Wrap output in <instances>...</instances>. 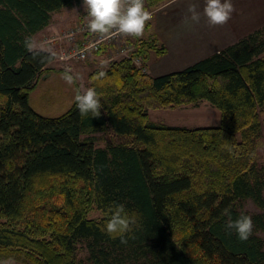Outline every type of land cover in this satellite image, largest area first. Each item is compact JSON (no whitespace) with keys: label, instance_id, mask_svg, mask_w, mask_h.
I'll return each mask as SVG.
<instances>
[{"label":"trees","instance_id":"obj_1","mask_svg":"<svg viewBox=\"0 0 264 264\" xmlns=\"http://www.w3.org/2000/svg\"><path fill=\"white\" fill-rule=\"evenodd\" d=\"M162 1L143 0L144 8ZM81 2L0 0V261L264 264V240L255 235L264 233V216L238 209L250 200L264 211V168L255 161L264 128V25L158 76L143 71L144 61L149 53L161 56L164 47L151 36L131 37L127 57L87 75V89L96 90L102 106L99 117L82 116L74 98L65 112L44 117L28 96L53 55L29 51L24 41L46 27L52 13ZM101 71L106 76L94 79ZM201 101L217 110L216 126L148 120L149 110ZM107 130L131 142L94 146L93 135ZM117 204L135 220L126 244L104 231ZM91 207L99 219L87 218ZM225 210L233 220L251 217L247 241L226 229Z\"/></svg>","mask_w":264,"mask_h":264},{"label":"rangeland","instance_id":"obj_2","mask_svg":"<svg viewBox=\"0 0 264 264\" xmlns=\"http://www.w3.org/2000/svg\"><path fill=\"white\" fill-rule=\"evenodd\" d=\"M168 1L170 0L158 2L153 6H147L146 10L152 14V17H154V15L158 14L159 12L167 13L169 10H172L177 6L169 5L171 7L163 8L162 6H164ZM202 2H204V0H198L191 4H195L198 7L199 4ZM185 9V11H187L188 6H186ZM59 12L60 13L58 15L56 14L53 16L55 17L52 21L54 28L52 30L44 31L43 33L39 34V37L38 35L36 37L37 39L42 41V47H44L45 50L50 52L52 55L54 54L53 61L49 65H47L49 66V69H46L43 78L38 80L37 85L28 96V103L31 109H33L36 113L44 117H56L61 113L65 112L72 104L75 89H79L81 93L87 90L88 73L94 68H105L108 64L105 62L106 57L103 53L99 54L97 60H92L91 57L87 58L84 61H74L68 59L62 61L58 59L59 52L57 51L58 45L57 40L55 38H58L60 33H62L65 29L69 28L73 23L78 21L89 22L90 20V17L88 16L87 7L83 5V0L78 6L64 8ZM52 15L53 14H51L50 16ZM150 21H148V23ZM262 21L264 22V16ZM248 23L251 24L250 22ZM194 24H197V26L194 27ZM227 24L229 25V22H227ZM212 27L215 26H211V28ZM216 28L218 30L220 27L216 26ZM205 29L206 25L201 22V18L199 23H192L191 21L186 22V20L183 19L182 23L178 24V30H181V32L179 33L180 38L177 42H180L178 47L174 44V47L176 49L173 55L179 54L181 52L182 53L177 57L172 56V50L169 56H156L153 53H149L146 60L144 61L143 71H147V73L151 76H157L169 73L170 71H173L178 67H182L174 65L176 63L175 59L183 56L188 51H190V44H185L184 46V41L187 42L193 39L199 46L200 44L202 45V43L208 39L207 37H211L217 46L223 44V42H221L222 35L220 34H213L215 35L213 39V36H209L210 34L198 33V31H202ZM247 29H249V25H247ZM148 35L159 42L163 39V37L167 39L170 38L169 36H171L168 35L166 30L159 29V27L154 28V26L152 25L148 30H144V35L141 38L149 37ZM229 39L230 38L227 37V42L230 41ZM39 40H37L36 42H39ZM90 61L94 63L91 64ZM66 74L72 75L75 78V83H73L72 85L67 84L63 79ZM147 115L148 120L151 122L164 124L166 126H179L186 128L214 127L219 122V115L217 110L211 107L205 101L198 102L195 105L189 104L183 107H177L173 109L149 110ZM259 120L263 125L264 113H259ZM93 142L94 146L102 148L107 145H114L123 142L130 143L131 139L115 136L107 130L103 133L94 134ZM255 154V161L257 166L264 168L263 127L261 129L259 137L255 141ZM194 186L199 187V184L197 182H194ZM262 195L264 197V191L262 192ZM45 206L51 207V204H46ZM238 209L241 212L247 213L248 215L261 213L264 216V211L259 210L250 200H243L239 202ZM25 213H28L27 208L25 209ZM100 217V212L97 211L94 207H91L90 211L87 213L88 219L96 220ZM255 235L264 240V233L256 232ZM76 254L78 258L84 256V250L81 244L77 245ZM5 261L8 260H2L0 261V264H4ZM15 264L24 263L15 262Z\"/></svg>","mask_w":264,"mask_h":264},{"label":"clouds","instance_id":"obj_3","mask_svg":"<svg viewBox=\"0 0 264 264\" xmlns=\"http://www.w3.org/2000/svg\"><path fill=\"white\" fill-rule=\"evenodd\" d=\"M83 5L87 7L90 17L88 28L92 33L107 35L112 30H117L120 34L134 38L142 37L146 23L152 20V14L145 10L143 0H83ZM231 0H204L203 15L207 18L209 25L222 26L226 24L234 12ZM189 16L186 22L199 23L200 12L195 4L188 6ZM24 45L27 50L33 51L36 47L30 37L26 38ZM54 55V54H53ZM106 73L101 71L94 79H101ZM63 79L69 85L75 83V78L66 74ZM74 102L82 116L91 113L92 117H99L101 104L98 94L94 88H88L83 94L77 93ZM228 217L226 229L230 232L234 230L240 241H247L253 232V222L250 216L241 215L233 220L231 214L225 210ZM135 220L130 218L123 204L115 205L110 210V217L104 226V231L113 238L119 237L120 242L126 244L124 235L131 231V225ZM4 264H15L9 259Z\"/></svg>","mask_w":264,"mask_h":264},{"label":"crops","instance_id":"obj_4","mask_svg":"<svg viewBox=\"0 0 264 264\" xmlns=\"http://www.w3.org/2000/svg\"><path fill=\"white\" fill-rule=\"evenodd\" d=\"M198 0H170L168 1L163 8L171 7L169 5H177L172 10H169L167 13H158L155 14L152 20L148 23V27L146 30L150 28V26L159 27V29L166 30L170 38H164L159 42V45H162L164 47V53L162 55L169 56L172 50V56L177 57L181 53L173 55L175 53V47L174 44L178 47L179 42H177L180 38V32L181 30H178V24L182 23V20L185 19L187 16H189L188 10L185 11L186 6H189L191 3H194ZM231 2L234 4V12L232 13L231 19L228 21L229 25L226 23L222 26H219L220 28L217 30L216 26L212 27L209 25L207 18L203 15V7L204 2L200 3L197 7V11L200 12V18L201 22L206 25V29L202 31H198V33L202 34H210L209 36H213V39L215 35L213 34H220L221 37V44L220 46H217L212 38L207 37L208 39L200 44L199 46L196 44V42L191 39L189 41H184L185 44H190V51H188L183 56L175 59L176 63L174 66H182L178 67L177 69H174L173 71L181 70L196 61L203 59L205 57H208L211 54L216 53L217 51L221 50L222 48L226 47L227 45H230L231 43L235 42L240 37L260 28L262 25H264V22L262 21L264 16V0H231ZM179 3V5H178ZM161 7V9H162ZM62 10V9H61ZM60 12L52 13L53 15L50 16V20L48 25L44 27L42 30L36 32L34 35L31 36V40L34 42L36 47L33 50H43L47 51L42 47V41L37 39V35L39 37L40 33H43L47 30H52L54 28L52 21L55 17L54 15H58ZM250 22L251 24H249ZM247 25H249V29H247ZM197 24H194V27H196ZM168 28V29H167ZM149 36V35H148ZM208 36V35H207ZM231 36V37H230ZM227 37L230 38L227 42ZM169 39V40H168ZM39 40V42H36ZM217 46V47H216ZM48 52V51H47ZM161 55V56H162ZM98 54L93 56L92 60L98 59ZM91 62V61H90ZM89 62V63H90ZM94 62H91L93 64ZM184 64V65H183ZM147 73V71H145ZM148 74V73H147ZM162 75V74H161ZM151 76V75H150ZM158 76V75H157ZM183 107V106H182Z\"/></svg>","mask_w":264,"mask_h":264},{"label":"built area","instance_id":"obj_5","mask_svg":"<svg viewBox=\"0 0 264 264\" xmlns=\"http://www.w3.org/2000/svg\"><path fill=\"white\" fill-rule=\"evenodd\" d=\"M131 36L120 34L112 30L107 35L92 33L87 21H78L65 29L57 40L58 59L84 61L87 58L103 53L105 62L110 63L120 58L127 57L131 51L129 44ZM133 63L139 66V59L134 58Z\"/></svg>","mask_w":264,"mask_h":264}]
</instances>
